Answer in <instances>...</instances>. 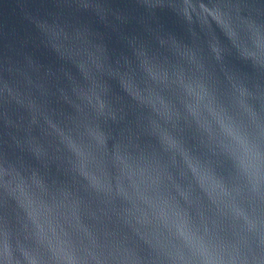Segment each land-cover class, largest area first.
<instances>
[{
	"label": "clouds",
	"instance_id": "1",
	"mask_svg": "<svg viewBox=\"0 0 264 264\" xmlns=\"http://www.w3.org/2000/svg\"><path fill=\"white\" fill-rule=\"evenodd\" d=\"M139 3L174 10L191 42L126 35L107 0H57L131 54L25 12L62 63L0 55V264H264V0Z\"/></svg>",
	"mask_w": 264,
	"mask_h": 264
},
{
	"label": "water",
	"instance_id": "2",
	"mask_svg": "<svg viewBox=\"0 0 264 264\" xmlns=\"http://www.w3.org/2000/svg\"><path fill=\"white\" fill-rule=\"evenodd\" d=\"M188 2L190 3V0ZM107 3L111 8L121 11L128 17V22L122 28L126 35L139 36L154 45L152 35L146 27L147 24H151L153 27H160L173 33L180 40L191 42L192 37L187 24L170 8L157 9L153 15L139 3V0H107ZM194 7L192 5L193 9ZM202 8L217 20H222L217 10L208 8L206 5H202ZM25 12L40 17L59 14L67 21L89 25L103 36L114 55L131 54L122 35L108 27L93 11H76L61 7L57 4V0H23V2L22 0H0V55L19 60L27 53L45 66L58 67L62 63L56 53L41 42L38 29L25 19ZM185 12H188L187 7ZM5 32L6 35H4ZM216 32L220 39L226 42L219 28ZM69 54H73L71 50ZM229 59L241 71H252L250 65L240 61L234 55ZM69 67L73 73L77 72L74 67L70 65ZM112 84L119 92L118 84L115 81H112ZM0 252H2V240H0Z\"/></svg>",
	"mask_w": 264,
	"mask_h": 264
}]
</instances>
